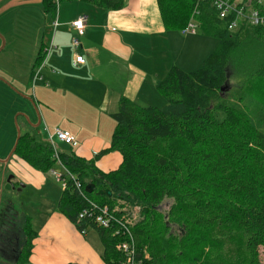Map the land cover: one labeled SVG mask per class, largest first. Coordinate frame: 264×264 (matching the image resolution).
<instances>
[{
	"label": "trees",
	"instance_id": "16d2710c",
	"mask_svg": "<svg viewBox=\"0 0 264 264\" xmlns=\"http://www.w3.org/2000/svg\"><path fill=\"white\" fill-rule=\"evenodd\" d=\"M70 1L75 0H41V6L54 16L60 2ZM78 1L111 11L122 9L125 2ZM156 3L166 30L181 29L191 15L196 16L204 35L218 40L217 49L198 70L185 72L172 66L155 81L165 100L163 107H142L120 97L118 110L111 115L115 126L109 147L93 159L59 153L80 187L68 180L57 211L80 234L88 228L97 233L104 264H125L116 247L129 241L121 233L124 217H130L132 209L137 210L130 228L132 264H264L259 253L264 250V86L260 87L264 57L235 54L245 40L264 48V0H241L247 4L245 12L257 13L262 21L257 24L238 20L234 13L220 19L211 0ZM234 21L236 28L229 29ZM234 54L243 81L229 87ZM42 59L39 51L35 67ZM109 152L118 153L121 162L104 172L96 161ZM51 154L49 144L28 133L20 136L14 152L42 173L55 165ZM88 185L95 187L91 193ZM165 201L169 206L163 212ZM105 206L113 212L107 227L95 222ZM20 218L23 244L18 261L0 264H28L36 232L29 217L21 214Z\"/></svg>",
	"mask_w": 264,
	"mask_h": 264
},
{
	"label": "crops",
	"instance_id": "0c3cea01",
	"mask_svg": "<svg viewBox=\"0 0 264 264\" xmlns=\"http://www.w3.org/2000/svg\"><path fill=\"white\" fill-rule=\"evenodd\" d=\"M30 1L0 0V32H3L1 18L11 9L9 7L23 8L29 6ZM41 10L44 32L50 30V34L49 38L43 35L46 43L42 40L40 44L32 46L28 73L32 94L27 92L28 85L22 84L25 86L23 91L10 82L16 88L13 89L16 95L11 103L16 104L17 111L3 114L0 110V115L3 114L0 117V129L4 133L0 130V162L3 164L12 163L15 157L19 159L12 155L9 143L12 120L15 125L19 124L18 117H22L31 129L42 127L44 140L46 130L58 129L71 136L77 143L76 151L72 152L68 147L65 153L72 152L90 160L93 154L107 149L115 126L111 115L118 110L120 97L125 96L135 103H141L147 77L150 76L154 84L150 67H153L154 58L161 51L167 33L156 0H125L123 8L117 11L99 9L78 0L60 4L54 16L45 13L42 6ZM80 17L85 18L83 35H78L72 27V22ZM39 24H42V20L38 19L35 25ZM157 37L160 38L159 42ZM73 39L78 41V46L72 45ZM3 41L2 51L9 44L7 38H3ZM21 49L20 55H28L25 47ZM46 49L50 51L46 52ZM39 51L43 59L35 67ZM75 56H81L85 62L74 65ZM8 72L3 71L10 74ZM4 79L9 78L0 74V109H6L7 100L13 96L10 93L12 90L4 85ZM16 84L20 85L18 82ZM108 134L110 138L105 139ZM80 137L81 140L77 142ZM20 160L16 167L24 170L21 178L27 182L32 179L39 182L43 177L40 171ZM120 162L118 153L109 152L96 161V165L106 172L116 169ZM34 231L36 238L32 243L28 264H104L101 259L102 245L97 238L89 232L80 234L56 210Z\"/></svg>",
	"mask_w": 264,
	"mask_h": 264
},
{
	"label": "rangeland",
	"instance_id": "374dc122",
	"mask_svg": "<svg viewBox=\"0 0 264 264\" xmlns=\"http://www.w3.org/2000/svg\"><path fill=\"white\" fill-rule=\"evenodd\" d=\"M30 2L31 3H29V6L19 9L9 7L11 9H9L4 17L1 18L3 32H0V35H2V37L5 39L7 38L9 44L6 49L0 52V74L6 78H9L7 79L9 81L4 79V85L12 90L9 91L13 95L10 99L7 100V108L4 109V107H2L0 109L3 114L5 112H8L10 114L11 112L14 113L17 111L16 104L11 103V99L15 98L14 96L16 95L13 89L16 90V88H19L24 91L25 86H22V84L28 85L27 92L30 95L32 94V83L30 84L28 78V73L30 72L31 68L29 61L31 60V56L33 55L32 46L36 43L40 44L42 40L44 41V43H46L47 40L43 37V35L45 34V36L49 38L48 35L50 34V30L44 32V19L41 16L42 10L40 0H31ZM63 3L66 2H60L57 6ZM1 6L2 4H0V7ZM25 18H29V20H25ZM193 18L195 19V23L198 26L195 34H183L181 32L182 28L178 30H167V33L165 34L161 45V51L157 52L154 58L153 67H150L151 76L154 77L155 81L162 79L168 73L172 66H176L185 72H193L198 70L202 66L204 59L210 53L214 52L217 49L218 40L214 37L204 35L199 27L198 21H196V16H193ZM38 19L42 20V24L36 26L35 23ZM190 19H192V15L189 20ZM40 29L41 32H39ZM245 32L246 30L242 33V36H245ZM38 36L39 38L37 41ZM18 40H21L20 43L17 42ZM159 41L160 38L157 42ZM250 44L252 43H249L248 40H245L243 43H241L238 52L235 54L242 56L248 55L250 58L254 59L263 58L264 48L256 47L255 45L253 47L250 46ZM21 47H25L28 55H26L25 53H23L22 55L19 54L22 52ZM231 62L232 63L230 64V70L228 71L229 74L227 83L229 87L239 85L243 81V75L239 73V69L242 70V68L239 67L241 64L240 60L239 62H237L235 55L232 56ZM4 70L9 71L8 73L10 74L3 73ZM12 80H15L20 85H17L16 82ZM10 82L17 87L15 88L14 86H12ZM263 86L264 85H261L260 87L262 88ZM261 93L264 96V88ZM141 96V103H136L142 107L151 106L160 108L165 105V100L155 89L150 76L147 77L145 81V90ZM3 114H1L0 117ZM18 122L19 124L15 125V121L12 120V136L9 140V143H11V147L15 144L16 141V136L14 135V131L17 130L16 126L20 129V132L22 134L29 132L37 142L45 141L43 139L44 132L42 127H40L39 129H31V127H28L30 125L25 124L22 117H18ZM113 123L114 122L112 121V124ZM0 130L2 131V129ZM49 132H52V130H50ZM2 134L4 135L3 131ZM81 137L77 138V142L81 140ZM109 138V134L105 136V139ZM1 139L3 138L1 137ZM6 140L7 139L5 138L4 141ZM54 143L59 152H66V149L68 150V147L70 148V150H72V152L76 151V148H72L69 145L60 143L57 140H54ZM6 153L7 151L4 153V155ZM18 162L19 159H16V157L13 158L12 163L9 164H3L0 162V212L3 210L6 203L11 204V206L17 213L31 218L32 227L37 231L43 221L48 217V215L55 210L57 211V203L62 188L61 185L55 181L54 177L49 172H39L43 177L37 183L35 179L29 180L28 182L24 181L20 176L24 171L23 168L16 167L18 166ZM53 169L56 172H63V170L56 165L53 167ZM7 179H10V183L6 181ZM168 206V201L163 202L161 210L164 212L165 210H167ZM134 216L136 217V214H134ZM86 232H89V234H93L97 238L98 242L101 243L97 233L92 230V228H88ZM172 232L177 233V230L174 229L172 230ZM259 253L260 259L263 261L264 250L260 249ZM1 258L5 260V256H2V254H0V262L2 260Z\"/></svg>",
	"mask_w": 264,
	"mask_h": 264
},
{
	"label": "built area",
	"instance_id": "2783aa9c",
	"mask_svg": "<svg viewBox=\"0 0 264 264\" xmlns=\"http://www.w3.org/2000/svg\"><path fill=\"white\" fill-rule=\"evenodd\" d=\"M202 1V0H199ZM212 6L216 9L218 17L220 19L224 18L228 14H236V18L239 19H245L248 20L252 24H257L261 23L262 21L258 18L257 13L252 12L251 10H246L247 4H242L241 0H211ZM84 22L85 18L80 17L76 21L72 22V27L77 31L78 35H83L84 34ZM237 23L234 21L231 23L228 28L229 29H234L236 28ZM198 26L195 23V19L193 18L190 19L187 24L181 29V32L183 34H195L197 31ZM72 45L73 46H78V41L76 39L72 40ZM50 50L46 49V52ZM85 60L81 56H75L73 64H83ZM37 75L35 74L34 77ZM52 148V154H51V159L55 161V165L60 167L63 172H56L54 169H50L48 172L54 177L55 181L58 182L61 185V188L64 189L66 184L68 183V180H71L73 185L75 186L76 189L80 187V183L76 180L75 176L70 174L67 169L62 165L59 157V150L57 149L54 140L59 141L60 143H64L67 145H70L72 148L77 147V143L74 141V139L69 136L67 133L62 132L58 129H55L52 132H49L46 130V139H45ZM95 155V154H93ZM54 165V166H55ZM110 208L105 206L103 207L101 212L95 215V222L96 224H99L103 227H107L111 223V218L110 215L113 212L111 211L110 213ZM136 209H132V215L130 217H124L125 221L123 222V228H122V236L124 238H129L128 240H123L120 242L116 249L124 254L125 256V264H132L133 262V254H134V247L132 244L131 236H130V228L133 225V220L135 218L134 214H136ZM83 214H81L82 216ZM134 264V263H133ZM137 264H142V263H137Z\"/></svg>",
	"mask_w": 264,
	"mask_h": 264
},
{
	"label": "flooded vegetation",
	"instance_id": "af4514ba",
	"mask_svg": "<svg viewBox=\"0 0 264 264\" xmlns=\"http://www.w3.org/2000/svg\"><path fill=\"white\" fill-rule=\"evenodd\" d=\"M21 135L22 133L19 129L18 132H16V145L14 144L10 150L12 152V155H14L17 143ZM6 181L10 183V179H7ZM7 213H9V215H7ZM20 215L21 214L17 213L9 203H6L5 207L0 212V254H2V256H5V260L7 261V263L11 261L17 262L18 255L21 254L20 248L23 244V240L20 234L22 225ZM1 259L2 262H6L3 258Z\"/></svg>",
	"mask_w": 264,
	"mask_h": 264
},
{
	"label": "water",
	"instance_id": "95a60500",
	"mask_svg": "<svg viewBox=\"0 0 264 264\" xmlns=\"http://www.w3.org/2000/svg\"><path fill=\"white\" fill-rule=\"evenodd\" d=\"M0 40H1L0 52H1L2 49H3V47H4V41H3V37L2 36H0ZM29 101H30V99H29ZM38 123H40L39 120H38ZM36 127H38V125L35 126V128ZM17 132H18V130H17ZM16 141H17V139H16ZM15 145H16V143H15ZM94 189H95L94 185H88L86 187V190H88L89 193H91L92 191H94ZM98 194L99 195H107V196H110V193L108 191H99Z\"/></svg>",
	"mask_w": 264,
	"mask_h": 264
}]
</instances>
